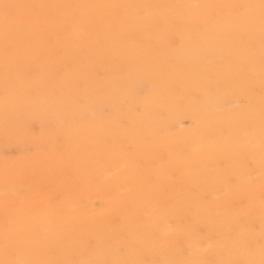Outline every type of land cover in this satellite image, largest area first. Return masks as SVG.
<instances>
[{
    "label": "snow or ice",
    "instance_id": "obj_1",
    "mask_svg": "<svg viewBox=\"0 0 264 264\" xmlns=\"http://www.w3.org/2000/svg\"><path fill=\"white\" fill-rule=\"evenodd\" d=\"M188 25L203 32L209 44L224 40L230 58L238 62L247 80V94L241 101L247 109L246 123L238 130L220 132L232 141L227 172L234 190L244 195L220 215L215 248L203 244L213 239L211 232L198 233L195 244H189L196 252L218 251L219 258H176L183 254L182 245L164 248L135 230L122 231L119 225L130 221V216L109 217L103 226L69 228L64 217L75 209L42 204L46 196L37 186L51 166L38 158L4 169L0 264H264V0L75 4L0 0V89L5 123L11 108H40L52 118L51 137L47 145L38 146L40 152L63 155L71 135L81 142L94 140L92 146L100 156L123 155L127 170L139 168L140 144L122 137L135 136L140 126L123 109L118 116L113 113L111 104L125 91L130 72L138 71L146 80L151 71L175 68L183 62L188 42L177 35ZM149 31L160 34L152 51L138 41L134 63L125 58L112 64L121 56V44L127 37ZM69 34L103 38L101 47L109 50L108 55L77 58L65 68L48 67L45 51ZM106 64L112 66L111 77L103 70ZM257 96L258 114L253 104ZM109 122L113 127L106 128ZM145 147L159 155L155 145ZM78 164L79 156L73 152L66 166Z\"/></svg>",
    "mask_w": 264,
    "mask_h": 264
},
{
    "label": "bare ground",
    "instance_id": "obj_2",
    "mask_svg": "<svg viewBox=\"0 0 264 264\" xmlns=\"http://www.w3.org/2000/svg\"><path fill=\"white\" fill-rule=\"evenodd\" d=\"M34 3H222L232 0H29ZM71 32V30H69ZM160 34L149 31L133 34L121 44L118 64L127 58L137 59V42L155 47ZM183 37L188 46L183 62L175 68L163 67L151 71L142 80L138 71L125 77V91L111 104L117 116L123 109L138 124L135 139L140 144L142 163L135 170L125 168L126 157L98 155L92 139L83 142L71 135L68 150L61 156L40 152L38 146L48 144L52 134V118L40 108L17 111L11 108L7 125L4 118V99L0 89V189L6 167L20 166L38 158L48 161L37 191L46 199L43 205H57L74 212L64 217L69 228L87 224L103 226L109 217L123 215L131 220L119 225L154 240L164 248L180 244L183 254L176 257L188 260H212L218 251L196 252L200 232H211L212 240H204L215 248V232L220 215L230 204L244 195L237 193L227 172L232 156V141L222 137L225 128L240 129L246 123L247 109L241 102L247 94V80L238 62L230 58V48L224 40L207 43L203 32L188 25L177 39ZM103 38L79 37L69 34L50 45L44 53L45 64L65 68L77 58L99 59L108 55L102 48ZM50 61V63H49ZM111 77L112 66L103 69ZM142 87L141 92L136 89ZM91 95V90H88ZM253 104L258 114L259 97ZM86 107L91 108V105ZM106 128L113 127L109 122ZM153 144L159 155L146 150ZM75 152L76 167L66 161ZM99 160V163L95 161ZM259 176V169H256ZM257 185V190H258ZM258 195V191H257ZM3 204L0 201V218ZM164 259L165 256L157 257Z\"/></svg>",
    "mask_w": 264,
    "mask_h": 264
}]
</instances>
